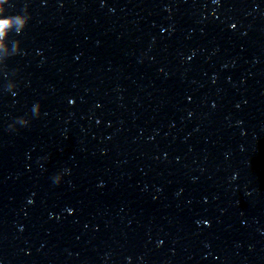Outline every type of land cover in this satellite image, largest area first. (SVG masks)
I'll use <instances>...</instances> for the list:
<instances>
[{
	"label": "clouds",
	"instance_id": "1",
	"mask_svg": "<svg viewBox=\"0 0 264 264\" xmlns=\"http://www.w3.org/2000/svg\"><path fill=\"white\" fill-rule=\"evenodd\" d=\"M14 22L21 23L19 15L8 16L7 18L0 20V37L6 34L7 29L12 27Z\"/></svg>",
	"mask_w": 264,
	"mask_h": 264
}]
</instances>
